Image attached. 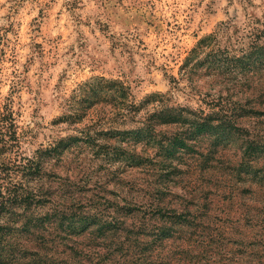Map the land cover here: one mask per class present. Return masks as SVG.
<instances>
[{
	"label": "rangeland",
	"instance_id": "rangeland-1",
	"mask_svg": "<svg viewBox=\"0 0 264 264\" xmlns=\"http://www.w3.org/2000/svg\"><path fill=\"white\" fill-rule=\"evenodd\" d=\"M261 32L264 0H0V190L43 191V224L14 240L41 259L17 262L264 264V107H214L229 85L181 69L206 38L234 55ZM207 116L243 134L164 156Z\"/></svg>",
	"mask_w": 264,
	"mask_h": 264
},
{
	"label": "trees",
	"instance_id": "trees-1",
	"mask_svg": "<svg viewBox=\"0 0 264 264\" xmlns=\"http://www.w3.org/2000/svg\"><path fill=\"white\" fill-rule=\"evenodd\" d=\"M251 36L252 41L248 46V50L240 51L239 54L232 55L225 49L208 50L211 40L210 38H206L186 58L184 66L181 69L186 70L188 74H193L194 71L202 67V70H204L202 75L215 74L216 78L222 80L225 85H229L226 87V95L223 96L221 94L225 87L220 84L219 94L216 95L217 98L215 99L216 104L214 107H264V40L261 41L264 38V32L260 34L254 33ZM206 41L209 43H205ZM231 90L243 94L245 101L236 100L230 92ZM251 114L262 115L263 112L254 111ZM214 122H219L220 124L214 125ZM6 123L9 124V127L13 128L11 112L7 108H4L2 111L0 109V135H2ZM232 125L231 117L225 116L221 119H215L214 117L207 116L199 119V122L191 123L189 125V134H182V137H178L179 134H176L174 138L168 140L165 146L160 144V148L165 154V157L167 155L171 156L170 154H173V156L178 154L176 150L191 151L187 140H192L195 136L203 133L213 135L215 138L212 142L217 145L221 138L230 137L232 131L243 134L241 129ZM252 147L249 149L251 154L264 151V145ZM4 148L2 146L0 151H4ZM204 160L208 161L206 158ZM10 163L2 159L0 161V172L8 170L6 167ZM37 165L31 161H27V164L17 165L16 167L21 168L22 174L26 173L25 177L31 181L35 180L33 178L39 174V167ZM65 187L70 188L69 185H65ZM5 190L6 196H3L2 190H0V219L3 217V212L8 214L7 218L11 219L9 226L7 225V219H5L7 220L6 224H0V264H27L29 262H17V255L25 259L30 258L33 262L40 260L41 254H39L40 252L38 250L28 251L26 249L28 247L21 244L19 240H14L20 238L19 236L22 234L34 237V230L38 231L43 224V218L37 215L36 212L32 213L33 211H30L38 209L39 204L42 202L43 191L39 188L34 191L29 187L28 190H23L15 185H12L11 188H5ZM16 206L22 208V215H19L21 213L15 212ZM14 217L16 218L13 220ZM18 218L22 219V221L20 220V225L17 228L11 226L17 222L16 220Z\"/></svg>",
	"mask_w": 264,
	"mask_h": 264
}]
</instances>
